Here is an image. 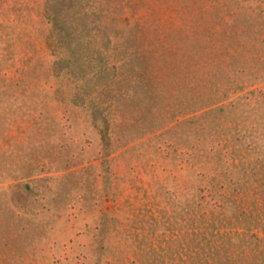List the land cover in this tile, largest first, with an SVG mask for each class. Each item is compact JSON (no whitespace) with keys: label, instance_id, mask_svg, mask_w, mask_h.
<instances>
[{"label":"rangeland","instance_id":"rangeland-1","mask_svg":"<svg viewBox=\"0 0 264 264\" xmlns=\"http://www.w3.org/2000/svg\"><path fill=\"white\" fill-rule=\"evenodd\" d=\"M0 264H264V0H0Z\"/></svg>","mask_w":264,"mask_h":264}]
</instances>
